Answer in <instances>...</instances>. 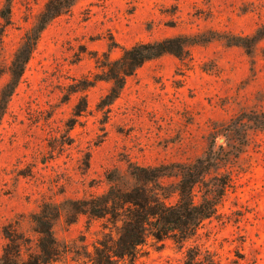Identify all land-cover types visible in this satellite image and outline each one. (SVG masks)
<instances>
[{
	"label": "rangeland",
	"instance_id": "1",
	"mask_svg": "<svg viewBox=\"0 0 264 264\" xmlns=\"http://www.w3.org/2000/svg\"><path fill=\"white\" fill-rule=\"evenodd\" d=\"M45 1L0 0L10 16L8 26L0 19V256L12 234L35 252L37 221L46 220L61 250L50 264H91L102 221L79 210L108 189L107 178L127 188L130 166L190 162L211 146L229 149L243 133L233 187L186 245L224 263L239 256V264H264V130L256 121L264 114V37L248 49L226 43L264 33V0H77L42 30L4 103L13 53ZM178 35L209 41L144 62L97 110L110 85L91 83L102 78L97 59ZM181 258L167 241L136 264Z\"/></svg>",
	"mask_w": 264,
	"mask_h": 264
},
{
	"label": "trees",
	"instance_id": "2",
	"mask_svg": "<svg viewBox=\"0 0 264 264\" xmlns=\"http://www.w3.org/2000/svg\"><path fill=\"white\" fill-rule=\"evenodd\" d=\"M77 0H46L34 24L27 29L14 51L9 65V80L3 87L4 103L12 94L25 64L35 48L40 33L54 18L69 11ZM3 26L10 24L9 8L0 10ZM227 45L248 49L264 33L252 36H228ZM209 39V38H208ZM196 36L178 35L151 42H136L121 48V54L110 60L103 55L97 59L102 78L108 82L107 92L96 104L97 110L110 106L119 96L125 79L144 62L163 54L180 57L187 47L209 41ZM254 42V43H253ZM5 104L0 109V118ZM80 111L76 115H80ZM256 120L264 130V114ZM229 149L209 147L203 156L190 162L153 167L130 166L127 174L133 183L127 188L121 179L107 178L108 189L91 195L85 209L79 213L101 220V237L92 245L88 257L91 264H136L150 251H159L169 241L176 251L182 252L180 264H239L242 259L222 262L220 256L200 244L186 243L197 236L205 220L218 216V209L227 191L233 187L231 173L235 171L240 155L245 151L246 138L237 134ZM221 171V172H220ZM48 219L44 215L43 220ZM46 221V220H45ZM37 221L39 236L35 252L29 251V242L20 234L9 236L0 256V264H50L57 261L61 250L53 237L49 221ZM23 250V251H22ZM26 258H24V254Z\"/></svg>",
	"mask_w": 264,
	"mask_h": 264
}]
</instances>
